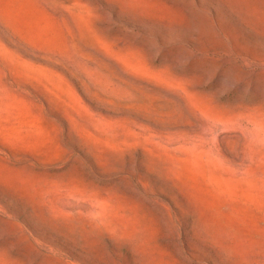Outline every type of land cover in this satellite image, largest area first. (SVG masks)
Segmentation results:
<instances>
[{
    "label": "rangeland",
    "instance_id": "rangeland-1",
    "mask_svg": "<svg viewBox=\"0 0 264 264\" xmlns=\"http://www.w3.org/2000/svg\"><path fill=\"white\" fill-rule=\"evenodd\" d=\"M0 264H264V0H0Z\"/></svg>",
    "mask_w": 264,
    "mask_h": 264
}]
</instances>
